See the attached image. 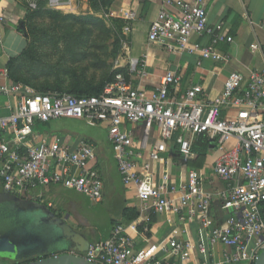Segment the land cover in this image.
Listing matches in <instances>:
<instances>
[{
  "label": "built area",
  "instance_id": "2783aa9c",
  "mask_svg": "<svg viewBox=\"0 0 264 264\" xmlns=\"http://www.w3.org/2000/svg\"><path fill=\"white\" fill-rule=\"evenodd\" d=\"M177 2L176 12L163 11L150 26L148 42L195 56L196 67L206 60L226 63L218 45L231 43L232 37L222 24L209 23L205 0ZM132 18L124 15L127 22ZM122 30L126 34L129 25ZM145 64L144 57L129 59L126 73H115L99 95L89 97L35 92L11 81L7 68L0 67V102L5 100L0 105L1 191L36 201L40 188L59 186L100 202L104 183L95 145L83 137L34 131L36 124L60 118L82 120L106 131L120 182L133 187L140 207L135 220L115 224L104 241L90 243L82 256L88 263L253 264L264 249V68L247 76L228 73L220 93L210 97L200 84L181 91L176 72H167L153 89L135 87L132 79L145 76ZM199 137L218 152L212 172L224 185L218 192L223 223L211 213L212 195L201 171L187 169L185 182L176 185L166 168L159 179L152 168L153 163L164 166L169 152L176 157L174 166L186 167ZM151 212L196 223L206 241L150 242ZM132 234L142 247H135ZM217 244L222 247L218 256Z\"/></svg>",
  "mask_w": 264,
  "mask_h": 264
},
{
  "label": "crops",
  "instance_id": "0c3cea01",
  "mask_svg": "<svg viewBox=\"0 0 264 264\" xmlns=\"http://www.w3.org/2000/svg\"><path fill=\"white\" fill-rule=\"evenodd\" d=\"M33 1L0 0V15L2 16L0 22V67H6L10 59L17 57L26 49L27 40L22 31L23 20L27 10L33 6ZM48 3L60 4L62 10L74 12L85 11L88 8L87 0H48ZM177 5V0L111 1L108 7L109 16L121 22L122 26L128 24L130 29L124 34L126 56L124 62L119 63V69H123L129 59L144 57L146 60L145 76L141 79L135 77L132 79L135 87L153 89L167 72H176L181 75L182 80L179 87L181 91L189 86L200 84L204 93L213 97L222 90L228 73L237 72L247 76L252 71L264 68V0H205L209 23L212 25L222 24L227 35L232 37V42L218 45L220 52L228 56L226 63L206 60L200 67L195 66V56L185 52H167L161 44L149 43L147 40L150 26L159 20L161 13L163 11L176 12ZM128 13L132 14L133 18L127 22L124 15ZM194 40L206 42V39L201 38H194ZM4 101V99L1 100V106L5 105ZM4 112L7 113L8 110L5 109ZM217 155L216 148L208 143L204 155L198 157L193 153L186 167L174 166L172 161L176 160V157L172 152H169L166 156L167 163L164 166L160 163H153L152 168L157 179H159L162 169L166 168L176 185L185 182L187 169L201 171L204 177V187L212 195L211 213L219 223H223L226 213L220 205L218 192L224 185L212 172ZM119 184L121 213L124 208L135 209L139 212V201L134 195L133 187L129 190L124 188L120 179ZM48 188L45 191L55 188V186ZM35 194L40 195L42 199L39 191ZM149 214L151 219L150 242L152 243L170 237L183 241L189 240L193 244L206 241L204 231L196 223H180L175 216L156 215L152 212ZM121 222H116V224ZM112 226L98 240L90 243L104 241L109 236ZM132 238L136 242V248L143 246L136 235L132 234ZM215 250L217 251L216 256H218L222 247L217 244ZM11 251L14 250L8 249L3 257V260L8 264H15L17 260L27 258L25 254L12 256Z\"/></svg>",
  "mask_w": 264,
  "mask_h": 264
},
{
  "label": "rangeland",
  "instance_id": "374dc122",
  "mask_svg": "<svg viewBox=\"0 0 264 264\" xmlns=\"http://www.w3.org/2000/svg\"><path fill=\"white\" fill-rule=\"evenodd\" d=\"M33 3L29 8L32 16L23 20L22 27L30 57L20 63L16 77L26 80L35 91L50 86H59L63 90L75 84L95 86L103 83L118 70L119 63L124 62L123 26L109 16L108 6H92L87 0V10L74 12L62 10L60 4L52 5L48 0H34ZM60 16H72L74 19L62 21ZM68 26H72V30L65 33ZM68 38L73 40L72 43L69 44ZM34 131L65 138L83 137L95 145L105 188L100 202L94 203L73 190L59 186L48 191L40 188L42 199H37V202L46 207L51 203L53 207L47 208L74 231L89 242L98 240L110 228L111 221H122L119 178L106 131L100 126L69 118L36 124ZM23 225L36 234L55 232L35 213L18 214L10 207L0 209V229L10 231Z\"/></svg>",
  "mask_w": 264,
  "mask_h": 264
},
{
  "label": "water",
  "instance_id": "95a60500",
  "mask_svg": "<svg viewBox=\"0 0 264 264\" xmlns=\"http://www.w3.org/2000/svg\"><path fill=\"white\" fill-rule=\"evenodd\" d=\"M0 203H6L18 214H32L39 216V220L50 225L55 230L60 245V253L46 258L39 256L38 260L27 264H90L82 256L86 253L90 242L81 234L74 231L53 211L36 201L20 200L3 191L0 192ZM8 247L0 244V262L8 252ZM28 258L19 259L15 264L27 261ZM253 264H264V249H262Z\"/></svg>",
  "mask_w": 264,
  "mask_h": 264
},
{
  "label": "trees",
  "instance_id": "16d2710c",
  "mask_svg": "<svg viewBox=\"0 0 264 264\" xmlns=\"http://www.w3.org/2000/svg\"><path fill=\"white\" fill-rule=\"evenodd\" d=\"M111 1L112 0H89V2L92 3V6H97V7H99V6H108L109 7ZM52 13L53 12H51L49 14V16ZM31 16H32V14L29 12V9H28L26 12V15H25V19L26 18L28 19ZM51 18L54 19V17H52V16H51ZM60 18L62 19V21L74 19L72 16H60ZM121 25H122V23H121ZM64 30H65V33H68L72 30V26H68ZM72 41H73L72 39L68 38L69 44L72 43ZM79 41H80V39L77 40V42H79ZM29 57H30V53H29L28 47H27V49H25L20 55L10 59L7 62L6 68L8 70L9 78L11 81L22 83L24 85H27V86L33 88V90H34V87H32L26 80H23L19 77H16V71H18V69L20 68V63H22L24 60H26ZM117 72L126 73L125 69H118V70L114 71V73H111V75L108 76V78L103 83L95 85V86H91V87H81L79 84H75L71 88H69L68 90H63L59 86H50L47 88H43V89H40L37 91L34 90V91L38 92V93H52V92L66 93V94L74 95L77 97L97 96L101 93L104 85L106 83L110 82L113 79L115 73H117ZM207 144H208V142L206 141L205 137H199L192 145V152L195 155H197L198 157L203 156L205 153V149H206ZM138 215H139V212L137 210L124 208L122 210V213H121V217H122L121 223L133 221L138 217ZM115 224H116L115 221L110 222V226H112V225L114 226Z\"/></svg>",
  "mask_w": 264,
  "mask_h": 264
},
{
  "label": "flooded vegetation",
  "instance_id": "af4514ba",
  "mask_svg": "<svg viewBox=\"0 0 264 264\" xmlns=\"http://www.w3.org/2000/svg\"><path fill=\"white\" fill-rule=\"evenodd\" d=\"M5 207L9 206L6 203H0V209ZM57 240L55 232H50L47 235L36 234L25 225L10 231L0 229V244L14 250L11 251L12 256L14 254L27 255L28 260L20 264L36 261L39 256L46 258L60 253V245Z\"/></svg>",
  "mask_w": 264,
  "mask_h": 264
}]
</instances>
